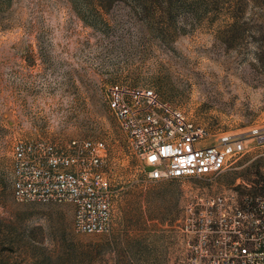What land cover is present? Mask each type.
Returning a JSON list of instances; mask_svg holds the SVG:
<instances>
[{
    "label": "rangeland",
    "instance_id": "1",
    "mask_svg": "<svg viewBox=\"0 0 264 264\" xmlns=\"http://www.w3.org/2000/svg\"><path fill=\"white\" fill-rule=\"evenodd\" d=\"M110 87L151 88L213 135L264 128V0H0V264H184L189 204L262 191L264 146L217 175L149 179ZM35 139L103 141L109 232L14 198L13 148Z\"/></svg>",
    "mask_w": 264,
    "mask_h": 264
},
{
    "label": "built area",
    "instance_id": "2",
    "mask_svg": "<svg viewBox=\"0 0 264 264\" xmlns=\"http://www.w3.org/2000/svg\"><path fill=\"white\" fill-rule=\"evenodd\" d=\"M107 100L151 180L217 175L264 146V128L213 135L151 88L110 87ZM104 158L103 141H18L13 148L14 198L67 203L77 232H109L111 187ZM183 231L184 264H264V179L260 193L198 198L186 208Z\"/></svg>",
    "mask_w": 264,
    "mask_h": 264
}]
</instances>
